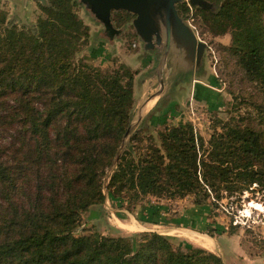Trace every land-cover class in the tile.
Returning <instances> with one entry per match:
<instances>
[{
	"label": "trees",
	"instance_id": "obj_1",
	"mask_svg": "<svg viewBox=\"0 0 264 264\" xmlns=\"http://www.w3.org/2000/svg\"><path fill=\"white\" fill-rule=\"evenodd\" d=\"M209 1L196 18L215 38H231L230 50L258 86L253 104L264 121V0ZM78 4L52 0L46 17L25 28L0 21V264H224L214 253H182L158 233L75 235L84 213L108 214L102 178L134 114L129 69L75 61L86 27ZM160 140L139 157L128 143L110 177L112 199L192 195L205 205L212 193L239 198L264 188V125L226 122L209 148L190 124L165 126Z\"/></svg>",
	"mask_w": 264,
	"mask_h": 264
},
{
	"label": "rangeland",
	"instance_id": "obj_2",
	"mask_svg": "<svg viewBox=\"0 0 264 264\" xmlns=\"http://www.w3.org/2000/svg\"><path fill=\"white\" fill-rule=\"evenodd\" d=\"M28 1L26 20L23 22L11 0H0V21L4 16L5 24L14 19L18 26L37 25L40 16L47 15L42 11L44 4L42 1ZM186 6L192 9L188 7L189 12H185ZM177 8L184 20L195 28L199 37L208 45L207 57L210 68L201 72L215 77L214 80H210L207 76L208 80H201L197 86L194 85L193 93L189 92L192 75L183 86L173 90L171 80L175 76V71L171 65L165 68L162 75L156 72L160 67L161 53L144 48L133 25L135 16L132 18L125 13L127 17L121 22L122 25H119L116 23L119 15H115L112 25L114 36H109L111 39H103L101 34L103 26L91 18L80 2L76 7L77 14L86 27L82 31L85 36L80 33L78 39L81 49L76 53L75 61L82 60L103 70H116L124 66L130 70L133 77L131 91L134 114L130 135L125 139V146L121 149L119 157L128 149L129 142L134 147L132 156L136 157L149 152L153 145L160 146V132L165 126L190 124L197 136H202L205 147L209 148L211 136L216 130L221 131L226 122L245 124L253 121L261 128L264 125V121L257 118L253 104L256 100L253 95L258 93V86L256 82L249 80L238 63L239 57L230 50L229 35L215 38L203 20L200 17L196 18L197 8L191 6L189 0L179 3ZM87 23H90V26ZM148 78L152 79L149 82L145 81L146 83L143 81L145 86L137 88L139 91L159 90L161 93L166 90L165 94H171L160 111L164 113L160 115L162 117L156 119V125L150 130L144 131L141 127L136 129L140 116L138 118L135 115L141 109V104L151 95L139 92L135 95L134 92L139 80ZM147 84L149 86L145 88ZM3 142L5 140L0 136V143ZM109 168L108 174L106 171L102 178L105 195L103 207L108 214L102 218H89L88 213H84L77 231L75 230L76 236L92 232H98L103 236L123 237L143 232L158 233L167 236L173 248L182 253L218 255L216 253L218 247V256L224 264H264V188L254 185L253 190H244L239 198L227 197L224 194L223 198L218 199L212 193L205 205L195 204L192 195L174 200L151 195L134 199L129 193L112 199L109 182L115 167L111 170ZM154 207L158 208L156 214L149 210ZM145 216H150L156 221L167 218L168 222L142 223L140 218ZM231 225L235 227L234 233L229 231ZM139 240L140 238H137V242Z\"/></svg>",
	"mask_w": 264,
	"mask_h": 264
},
{
	"label": "water",
	"instance_id": "obj_3",
	"mask_svg": "<svg viewBox=\"0 0 264 264\" xmlns=\"http://www.w3.org/2000/svg\"><path fill=\"white\" fill-rule=\"evenodd\" d=\"M11 1L17 7V13L20 15L24 22L26 20L25 15L27 12L29 1ZM36 1H42L43 4L46 3V0ZM78 1L83 5V8L88 12L91 18L96 23L103 26V30L101 32L103 39H111L110 37L114 36V28L112 27L113 22L111 20L113 11H125L135 16V18L133 19V25L138 37L144 44V48L149 51L161 53L160 67L156 72L161 75L164 74L165 68L169 65H171L172 69L175 71V76L171 80L172 89L183 86L187 82V80H189L188 78L190 75L193 76L192 82H195V86H197L196 84L200 83L201 80H208L207 76H209L210 74L201 72L203 69L205 70L207 68H210L207 57L208 45L199 37L195 28L184 20L177 8V5L179 3H182L186 0ZM189 3L191 6L196 8L208 9L213 6L207 0H189ZM209 77L210 80H214L215 78L212 76ZM151 79L152 78H148L147 80L143 79L142 81L139 80L138 87L136 85L134 94L136 95L139 92L140 94L142 93L143 95H145L144 93H146V90L142 92L137 88L141 89V87L145 86L143 84V81L149 82V80ZM148 86L149 84H147L145 88H147ZM172 89L170 91H172ZM165 93L166 90L161 93L159 92V90H156L153 93L154 95H151L150 100L152 98H157L158 96L166 97V99H169L171 93ZM163 105H160V108L158 109L159 113ZM163 114L164 113H160L159 115ZM130 127L131 123L125 137L123 138V142L118 149L117 155L115 156L114 161L109 168L110 170L118 165V157L120 151L125 146V139L128 137V135H130Z\"/></svg>",
	"mask_w": 264,
	"mask_h": 264
},
{
	"label": "crops",
	"instance_id": "obj_4",
	"mask_svg": "<svg viewBox=\"0 0 264 264\" xmlns=\"http://www.w3.org/2000/svg\"><path fill=\"white\" fill-rule=\"evenodd\" d=\"M87 25L90 26V23H87ZM191 83L192 84H191V88H190L189 92L192 91L191 93H193L195 82L193 81ZM153 93L154 92L146 91V93H144V94L154 95ZM150 98L151 97H148L145 99V101L141 104L142 107H141L140 111H138L140 113L137 112V114L135 115V117L140 116V120L137 123L136 129L141 127L144 131H148V130H150V128L153 125H156V119L158 117H162L158 114L159 113L158 109L160 108V105L167 103L168 99H165V97H162V96H158L157 98H152L151 100H150ZM141 114H142V116H141ZM217 249H218V247H216V253L219 255V253L217 252Z\"/></svg>",
	"mask_w": 264,
	"mask_h": 264
},
{
	"label": "flooded vegetation",
	"instance_id": "obj_5",
	"mask_svg": "<svg viewBox=\"0 0 264 264\" xmlns=\"http://www.w3.org/2000/svg\"><path fill=\"white\" fill-rule=\"evenodd\" d=\"M52 3V0L50 1V0H46V3L42 6L43 8H42V11H43V9H44V6H49L50 4ZM76 7H77V5L76 6H74V8H75V12H76V14H77V11H76ZM187 7V6H186ZM189 7V6H188ZM189 8H191L192 9V7H189ZM189 12V11H188ZM127 14V16H130V17H134V16H132V15H130V13H127V12H125V11H113L112 12V15H111V20H112V22H113V18H114V16L116 15V16H118V19L116 20V23L117 24H119V25H122L121 24V22H124V18L125 17H127L126 16V14ZM77 16H78V14H77ZM40 18H41V16H40ZM14 19H10L8 22H12V24H15L14 23ZM17 25V24H16ZM33 25H35V24H33ZM18 26V25H17ZM25 26H29V25H25V24H23V25H21V26H19V27H21V28H25ZM31 26V25H30ZM82 36H85L84 34L82 35ZM117 37V36H116Z\"/></svg>",
	"mask_w": 264,
	"mask_h": 264
}]
</instances>
